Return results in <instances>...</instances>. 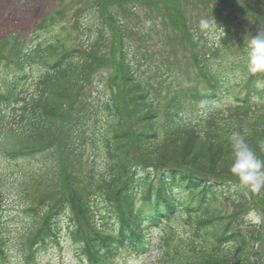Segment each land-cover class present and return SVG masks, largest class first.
I'll return each mask as SVG.
<instances>
[{"label":"trees","instance_id":"obj_1","mask_svg":"<svg viewBox=\"0 0 264 264\" xmlns=\"http://www.w3.org/2000/svg\"><path fill=\"white\" fill-rule=\"evenodd\" d=\"M183 1L187 9L206 13L207 23H195L194 19L191 27L190 17L182 10ZM191 2L194 6L190 0H85V11L93 13L92 23L80 25L77 21L75 30L88 35L89 45L75 56L60 41L47 45L43 53L30 46L24 50L18 37L14 44L12 36L0 42V64L15 68L18 76L7 91L0 88V110L22 102L16 124L2 130L0 145L4 153L1 149L0 155L9 162L46 160L59 173L51 186L31 182L34 188L40 187L39 198L35 199L30 198V190L22 188L33 176L25 174L20 183L11 185L5 181L8 179L0 178V206L8 203L7 197L14 189L22 196L18 210L26 217L31 215L24 222L21 240L15 237L21 248L33 249L30 257H40L41 248L45 250L51 240L59 239L63 222L69 219V227L80 238L75 247H81L96 264H108L109 250L126 248L128 242H143L156 222L164 224L166 234L160 264H264V254L249 259L252 251L248 250L250 240L258 242L262 238L261 232L240 218L243 209L257 198L260 200L256 205L264 212V192L248 191L229 171V137L233 131L245 135L257 156L264 159V93L254 89L263 98L257 110L239 108L227 119L218 112L196 125L183 126L176 122V113L169 107H153L137 75L149 53H141L142 44L162 37L168 41L167 46L178 42L185 50L194 47L188 50L190 61L205 82L197 86L191 78L186 79L194 94L201 95L208 86L219 90L213 58L240 44L247 49L242 36L252 38L264 30V0ZM56 13L41 28L63 18L64 11ZM141 15L150 20L156 17L162 27L152 20L147 26ZM207 30L211 37L201 44L203 31ZM195 36L197 44L189 46ZM248 52L244 50L246 58ZM78 53L81 57L76 58ZM37 57L46 68L35 72L40 78L35 93L26 97L17 94L19 82L27 75L24 67ZM175 62L180 61L175 58ZM180 85L169 88L174 94L171 106L178 99L176 94L183 96L186 91L178 89ZM91 123L97 125L93 141L100 148L87 164L83 151L90 141L87 130ZM223 193L239 203L229 218L221 211ZM108 215L117 222L120 234L111 230ZM170 219L175 225L192 227L197 235L184 239L172 222L167 223ZM3 237L1 259L6 256L5 246L10 248L17 242ZM208 245L213 248L210 250ZM180 246L191 251L185 257L190 261L182 257ZM227 248L231 250L223 255L221 251Z\"/></svg>","mask_w":264,"mask_h":264},{"label":"rangeland","instance_id":"obj_2","mask_svg":"<svg viewBox=\"0 0 264 264\" xmlns=\"http://www.w3.org/2000/svg\"><path fill=\"white\" fill-rule=\"evenodd\" d=\"M190 4L194 6L193 2ZM183 8L184 12L186 13L187 17H190V22L188 23L191 27L194 26V19L195 23L203 22L208 20V15L203 12L202 15L197 13L198 10L196 9H187L186 3L183 1ZM188 5V4H187ZM189 6V5H188ZM196 6V5H195ZM63 8L65 13V17L59 23H57L52 28H49L48 31L39 32L41 33L40 37L42 39L48 41L53 39L54 37H61L63 36V30L67 29L73 30L72 26L76 20H79L81 24H87L92 21L93 16L91 15V10H86L81 13L80 9H82V5L79 4L76 0H0V41L6 38L8 35L16 34L19 37L25 39L26 42L30 43L31 39L35 38V33L38 32L39 27L38 25L42 23L46 18L55 14L56 9ZM202 10V9H201ZM80 12V15H76V12ZM190 14V15H189ZM143 18V17H142ZM143 23L150 25V20L148 18H143ZM156 21L155 19L153 20ZM156 23V22H155ZM160 27V26H159ZM162 27V26H161ZM192 31V30H191ZM161 32V31H159ZM84 36L81 33L73 30V34H71L70 38L66 40V46L71 48H78L81 47L83 42ZM82 40V42H81ZM88 38L84 39L85 43L84 46H88ZM15 42V38H12V44ZM167 40L163 39L162 37H157L154 43H144L142 44L141 51L143 53L146 52L148 49L149 53L148 56L154 55L153 59L145 61L140 68L139 75L144 83V85L148 88L149 94L154 102L155 105H159L161 107H165L169 100H172L174 94L169 92V86H178L179 82L185 85L186 74L194 78L197 75V72L193 70V67L188 63L189 61V54L188 50L184 48L181 49L178 45L172 46L170 43L167 46ZM178 43V42H177ZM195 43L194 40L190 42V44ZM168 47V49H164ZM193 48V47H192ZM189 50L191 48L189 47ZM167 54H172L174 58L171 56L166 59L164 58ZM239 54L237 50L232 49L230 54L224 55V58L229 57V59H233L235 55ZM175 58L180 61V63L175 62ZM223 58V59H224ZM170 75H173L169 77ZM199 77V76H197ZM15 78V72L11 68H7L4 63L0 64V86L2 90H6L8 86H10L11 82ZM33 88H30L29 93H32ZM199 110L196 109L194 113L186 112L185 119H189L190 121L197 120L200 116L198 113ZM12 116L5 119L6 121L3 124L0 123V127L3 129L7 126H10ZM200 119H198L199 121ZM192 121V122H193ZM89 129L87 130V138L90 139L91 129H93L92 125L89 124ZM3 149V148H2ZM84 162L89 164L92 161L94 156V149L87 147L86 150L83 152ZM5 161L0 155V178L7 175L5 180L8 185L12 183H18L16 181H22L20 179V175L26 174L31 179H28L24 182V186L27 190H31V199H35L39 191L38 188L33 189L31 186H27V182L35 179V184L50 186L53 184L55 178L54 176H59L58 171L53 168L51 162L41 159H31L26 162H20L19 164L16 163H9L4 164ZM90 169H88V172ZM86 172V171H85ZM84 172V173H85ZM43 177L44 179H39ZM46 177V178H45ZM25 180V179H24ZM12 189V187H10ZM12 194L9 196V206L13 207L17 204H20L21 198L17 195L14 189L11 190ZM12 209V208H11ZM229 212L230 209H226ZM254 210H251L252 212ZM256 217L259 218V223L254 222V218H249L247 216V220L251 221V223L256 224L259 227L264 226V213L259 209L255 211ZM9 213H11L9 211ZM264 235V234H263ZM255 247V251H261V248ZM155 254L151 257L150 261L154 259ZM70 259V257H68ZM142 264V263H141Z\"/></svg>","mask_w":264,"mask_h":264},{"label":"clouds","instance_id":"obj_3","mask_svg":"<svg viewBox=\"0 0 264 264\" xmlns=\"http://www.w3.org/2000/svg\"><path fill=\"white\" fill-rule=\"evenodd\" d=\"M202 23H207L203 21ZM247 73L260 77L264 74V30L258 31L248 42ZM257 87H264V79H257ZM231 145L230 173L235 176L240 185L256 194L264 192V159L257 156L250 147L245 135L233 131L229 137ZM249 218L259 223L254 211L249 212Z\"/></svg>","mask_w":264,"mask_h":264}]
</instances>
